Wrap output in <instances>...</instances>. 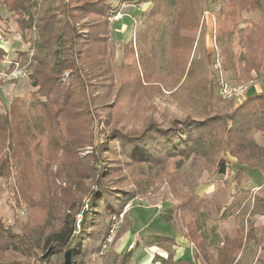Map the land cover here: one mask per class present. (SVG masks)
Listing matches in <instances>:
<instances>
[{
    "label": "trees",
    "instance_id": "obj_1",
    "mask_svg": "<svg viewBox=\"0 0 264 264\" xmlns=\"http://www.w3.org/2000/svg\"><path fill=\"white\" fill-rule=\"evenodd\" d=\"M113 1L116 0H55L53 11L40 16L37 0H0V34L9 31V21L13 18L21 42H29L35 31L39 50L48 56L35 58L29 98H14L0 114V178L11 177L16 169V175L22 176L29 188L38 182L56 197V189L61 188L57 183L62 181L68 190L67 198H71L68 194L84 197L76 204L53 199L65 204V209L60 229L46 240L40 264H65L66 251H70L71 264H76L75 259L81 255L98 251L113 219L136 197L137 192L126 184L141 175L143 167L167 171L171 159L198 156L211 162L219 174H224L228 165L226 156H229L234 159V180L241 195L247 192L241 186L256 178L252 175L255 171L257 175L264 173V146L256 141L257 135L264 137V87L248 93L244 102L230 112L212 114L207 110V103L198 120L171 119L164 126L156 120L145 119L138 129L111 128L108 133L97 130L101 125L97 99L101 98V91L113 88L114 81L108 17L119 10V5ZM153 1L151 22L134 38V47L137 40L138 50L134 53L131 41L124 48V59L136 54L132 66L138 71L131 73L129 66L120 64L118 72L122 73L116 80L118 101L144 87L160 91L165 79L157 71V59L163 19H167L172 8L167 76L188 74L185 56L192 48V33L199 27L201 0ZM220 2L214 40L224 53L231 47L240 15L259 11L261 4L260 0ZM258 31L256 43L260 56L249 62L252 67L247 72L264 75V26L260 25ZM4 54L0 47V56ZM164 182L173 189L181 182V176L177 170L166 172ZM235 204L222 217L232 216ZM205 208L206 201L197 194L190 192L182 196L174 212V220L181 226L179 233L193 243L195 261L234 264L252 230L246 233L240 225L222 237L213 231L208 235L203 228ZM130 225L123 215L116 239L130 230ZM151 237V246L160 251L152 253V262L187 264L173 261L172 237L163 234ZM18 242L24 241L11 232H4L0 222V257L7 249L18 251ZM112 255L115 263L119 256ZM129 257L128 251L122 259Z\"/></svg>",
    "mask_w": 264,
    "mask_h": 264
},
{
    "label": "rangeland",
    "instance_id": "obj_2",
    "mask_svg": "<svg viewBox=\"0 0 264 264\" xmlns=\"http://www.w3.org/2000/svg\"><path fill=\"white\" fill-rule=\"evenodd\" d=\"M200 2L202 12L198 15L199 27L192 33V48L185 56V70H188V74L182 73L180 77L178 73L175 78L167 76L168 34L174 17L172 8L167 19H163L164 30L157 59V71L165 82L161 84L160 91L146 89V87L140 88L122 101H118L119 84L116 83L118 76L122 73L118 72L120 64L129 66L131 73L135 74L138 71L132 66L136 54L124 59V48L131 41L134 53L138 50L137 40L134 47V38L151 22L149 14L154 7V1L116 0L113 2L114 5H119L122 19L119 22H108L110 27L108 46L109 51H113L110 66L114 81L113 88L110 91H101L99 95L101 98L97 99L96 111L101 124L97 130L101 129L108 133L111 128L120 131L138 129L145 119L156 120L162 125L171 119L181 120L191 117L198 120L202 116V107H206L207 103V110L212 114L230 112L244 102L248 93L259 91L264 87L262 72L261 74L247 72L248 68L252 67L249 62L257 60L260 56L256 37L259 26H264V0H260L259 11L240 15L238 29L241 31L235 29L231 47L224 53L214 40V23L221 2L220 0L214 2L201 0ZM55 5V0H37V14L40 16L47 14L53 11ZM15 27L14 19L10 18L9 31L0 34V39H3V42L0 41V47L11 59L17 58V55L22 53L19 58L27 67H20V74L16 78L13 77L12 81L0 84V114L8 108L14 98H29L28 93L33 90L32 69L37 63L35 58L44 56L48 58L47 54L38 48L35 31H32L30 41L24 43L21 42ZM222 83L247 86L245 97L241 100L221 99L218 94ZM207 87L208 90H206ZM256 141L260 146H264L263 136L257 135ZM226 158L228 165L224 174H219L217 170H214L211 162L198 156H191L187 160L179 157L171 159L167 171H150L147 167H143L140 170L142 174L133 182L129 181L126 184L127 188L137 192L136 197L128 203L127 209L125 211V208L123 209L124 218L127 217L131 223L130 230L116 239L118 226L123 216L114 218L111 229L115 227V230L108 235L112 236L111 242L107 241V236L101 242L98 251L81 255L75 259L76 264H130L131 249L136 247H138L136 253L146 254V251H150L149 247H153L151 246L153 240L148 232L168 236L175 232L179 233L181 226L174 220V212L181 197L190 192L206 201L203 228L208 235L215 232L222 237L240 225L244 226L246 233L252 230L235 264H264V186L254 195L249 191L253 187L263 185L264 174L257 175L256 171L255 174L251 172L250 174L256 178L249 180L251 183L249 187L245 185L246 183L241 186L247 191L245 195H241L237 193L238 189L234 180L235 170L232 167L234 159L229 156ZM176 170L181 176V182L170 189L164 182V176L166 172L172 173ZM15 172L16 169L9 178H0V222L4 232L17 235L24 242L17 243L20 248L18 251L7 249L0 257V264H40V258L46 251V240L60 229V218L65 209V204L62 205L61 202L53 201V199L61 198L69 202L74 201L76 204L84 197L82 194L72 196L68 194L71 198H67L68 190L64 189L66 185L62 181L57 183L61 188L56 189V197L51 196L49 188H44L38 182L34 184V187L29 188L25 179L20 175L17 176ZM233 204H235L234 214L230 217H222L224 212H228L227 208ZM166 219L172 222L166 223ZM130 231L131 245L126 242L130 237ZM189 248L192 250L190 246ZM128 251L130 257L126 260L122 259ZM112 254L119 256L115 263ZM186 259L188 260L187 256Z\"/></svg>",
    "mask_w": 264,
    "mask_h": 264
},
{
    "label": "built area",
    "instance_id": "obj_3",
    "mask_svg": "<svg viewBox=\"0 0 264 264\" xmlns=\"http://www.w3.org/2000/svg\"><path fill=\"white\" fill-rule=\"evenodd\" d=\"M121 10H118L115 14L108 17V22H115L122 19V14L119 12ZM1 42H3V39H0ZM2 50L5 52L4 55L0 56V84L7 83L8 81H12L13 77H17V75L20 74L22 66L27 67L25 62L21 61V59H11L8 54H6V51L2 48ZM23 62V64H22ZM22 64V65H21ZM21 65V66H20ZM21 67V68H20ZM13 69L10 71L9 69ZM3 69V71H2ZM19 72V73H18ZM18 73V74H16ZM16 74V76H15ZM247 86L245 85H228L225 83H222L219 90V97L223 100H241L243 97H245V93L247 92ZM127 209V206L125 207L124 211ZM124 211L119 215L121 218L123 216ZM113 230H115V227H113L109 234L113 233ZM108 234V235H109ZM107 235V236H108ZM108 242H111L112 236H108ZM106 245V243H105ZM104 245V247H105ZM190 247L192 250H195L194 245L190 243Z\"/></svg>",
    "mask_w": 264,
    "mask_h": 264
},
{
    "label": "crops",
    "instance_id": "obj_4",
    "mask_svg": "<svg viewBox=\"0 0 264 264\" xmlns=\"http://www.w3.org/2000/svg\"><path fill=\"white\" fill-rule=\"evenodd\" d=\"M262 174H264V173H262ZM252 180H254V179H251V181ZM249 184H251V183L247 182L245 185H247L249 187ZM263 186H264V183L261 186H256V187L251 188L249 191L252 192L254 195V193H258L260 190H262ZM129 234H130V237L127 238L126 242H127V244L130 243L129 245H131V243H132L131 242L132 241L131 231ZM157 234H159V233L153 234V233L148 232V235H151V236L157 235ZM169 237H172L175 241V245L173 246V250H174L173 261H175L176 263L187 262V264H203L199 261L194 260L195 251L190 250V248H189L190 242L188 240H186L185 238H183V236L181 234L175 232V233H173V235H169ZM149 248H150L149 252H151V253L146 251V254L136 253L138 247H136V249H131L132 251H131V263L130 264H160L158 262H156V263L152 262V257H153L152 253L153 252H160L159 249H157L156 247H149ZM186 256L188 257V260L186 259ZM185 260H187V261H185ZM236 261H235V263H236Z\"/></svg>",
    "mask_w": 264,
    "mask_h": 264
},
{
    "label": "water",
    "instance_id": "obj_5",
    "mask_svg": "<svg viewBox=\"0 0 264 264\" xmlns=\"http://www.w3.org/2000/svg\"><path fill=\"white\" fill-rule=\"evenodd\" d=\"M64 263L65 264H71V260H70V251H66L64 253Z\"/></svg>",
    "mask_w": 264,
    "mask_h": 264
}]
</instances>
